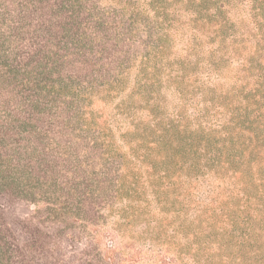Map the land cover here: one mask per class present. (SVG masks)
<instances>
[{"label":"trees","instance_id":"obj_1","mask_svg":"<svg viewBox=\"0 0 264 264\" xmlns=\"http://www.w3.org/2000/svg\"><path fill=\"white\" fill-rule=\"evenodd\" d=\"M49 256L264 264V0H0V264Z\"/></svg>","mask_w":264,"mask_h":264},{"label":"rangeland","instance_id":"obj_2","mask_svg":"<svg viewBox=\"0 0 264 264\" xmlns=\"http://www.w3.org/2000/svg\"><path fill=\"white\" fill-rule=\"evenodd\" d=\"M108 241H109L108 238H106V239L104 238L102 240L103 247H106V244H107ZM110 244L112 245L114 243H110ZM21 257H22V255H21ZM66 257H68V255H66ZM55 258H56V256H49L48 258H46L44 264H65V262H67V260H68L67 259L66 261H64L63 257L62 258H58L56 260H55ZM74 262H76V261H74ZM11 264H27V262L23 261L21 258L16 259L15 257H12Z\"/></svg>","mask_w":264,"mask_h":264}]
</instances>
